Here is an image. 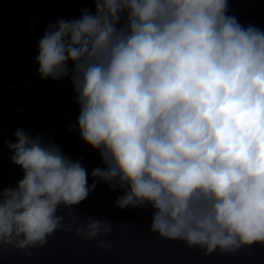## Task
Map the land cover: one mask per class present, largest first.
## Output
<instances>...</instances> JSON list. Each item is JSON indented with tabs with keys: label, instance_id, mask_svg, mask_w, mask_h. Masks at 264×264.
I'll return each instance as SVG.
<instances>
[{
	"label": "clouds",
	"instance_id": "1",
	"mask_svg": "<svg viewBox=\"0 0 264 264\" xmlns=\"http://www.w3.org/2000/svg\"><path fill=\"white\" fill-rule=\"evenodd\" d=\"M94 6L49 25L36 63L41 80L70 76L80 139L104 167L89 185L79 160L17 130L6 143L23 179L0 193V249L43 247L63 231L110 251L112 221L57 214L97 182L125 189L120 210L151 206L162 239L206 255L264 246V30L230 15L228 0Z\"/></svg>",
	"mask_w": 264,
	"mask_h": 264
},
{
	"label": "water",
	"instance_id": "2",
	"mask_svg": "<svg viewBox=\"0 0 264 264\" xmlns=\"http://www.w3.org/2000/svg\"><path fill=\"white\" fill-rule=\"evenodd\" d=\"M229 14L245 26L253 24L264 30V0H228ZM95 0H0V78L18 72L36 62L37 44L45 30L60 20L79 18L85 10L95 13ZM126 23L122 15L119 29ZM69 69L73 67L71 62ZM79 106L71 78L38 79L37 86L25 81L0 90V193L15 189L23 171L12 163L13 152L7 141L16 142L15 132L39 134L45 144L58 145L65 156L79 160L92 184V171L104 167L99 150H93L79 136L76 122ZM125 189L111 190L97 182L88 197L69 212L74 218H105L119 226L104 239L112 242L110 251L97 247L98 241L78 237L74 232H55L43 247L28 250L0 249V264H264V246L244 247L235 253L189 247L182 241L162 239L151 232V206L116 208L115 201Z\"/></svg>",
	"mask_w": 264,
	"mask_h": 264
},
{
	"label": "trees",
	"instance_id": "3",
	"mask_svg": "<svg viewBox=\"0 0 264 264\" xmlns=\"http://www.w3.org/2000/svg\"><path fill=\"white\" fill-rule=\"evenodd\" d=\"M26 67L30 69L29 75H26L25 73ZM39 78L40 76L38 75V68L34 64L31 63V64L24 66L22 69H20L16 73H12L10 75H6L0 78V90L4 92H8V89L10 86H16L20 88L24 80L31 81L32 83L37 85Z\"/></svg>",
	"mask_w": 264,
	"mask_h": 264
},
{
	"label": "rangeland",
	"instance_id": "4",
	"mask_svg": "<svg viewBox=\"0 0 264 264\" xmlns=\"http://www.w3.org/2000/svg\"><path fill=\"white\" fill-rule=\"evenodd\" d=\"M32 64H34V65L38 68V65H37L36 62H33ZM25 73H26V75H29V74H30V69H29L28 67L25 68ZM26 81H27V80H26ZM23 82H25V80H24ZM33 84H34V83H33ZM34 85H36V84H34ZM10 87H11V86H10Z\"/></svg>",
	"mask_w": 264,
	"mask_h": 264
},
{
	"label": "flooded vegetation",
	"instance_id": "5",
	"mask_svg": "<svg viewBox=\"0 0 264 264\" xmlns=\"http://www.w3.org/2000/svg\"><path fill=\"white\" fill-rule=\"evenodd\" d=\"M35 86H37V85H35Z\"/></svg>",
	"mask_w": 264,
	"mask_h": 264
}]
</instances>
